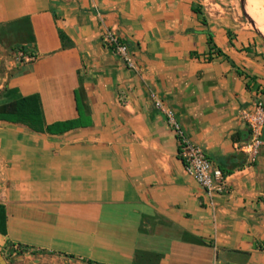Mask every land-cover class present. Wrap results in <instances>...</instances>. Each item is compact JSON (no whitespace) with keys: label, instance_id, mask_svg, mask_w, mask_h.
<instances>
[{"label":"crops","instance_id":"obj_1","mask_svg":"<svg viewBox=\"0 0 264 264\" xmlns=\"http://www.w3.org/2000/svg\"><path fill=\"white\" fill-rule=\"evenodd\" d=\"M255 2L0 0V105L35 94L42 129L0 119L9 264H264V127L254 160L240 149L242 110L264 106ZM152 94L221 191L185 169Z\"/></svg>","mask_w":264,"mask_h":264},{"label":"built area","instance_id":"obj_2","mask_svg":"<svg viewBox=\"0 0 264 264\" xmlns=\"http://www.w3.org/2000/svg\"><path fill=\"white\" fill-rule=\"evenodd\" d=\"M104 38L108 46L118 53L128 66H133V62L127 56L125 46L120 43L114 33L108 31L104 35ZM152 98L154 99L156 107L161 111L167 124L176 136L177 154L183 162L185 169L194 176L198 184L208 193L211 194L214 191H221L226 185V176L222 169L211 161L199 143L191 140L186 134L181 123L177 120L173 109L166 105L156 94H152ZM241 115L248 124L250 137L240 146V149L251 160H254L262 144L264 106L261 101H256L251 109L242 110Z\"/></svg>","mask_w":264,"mask_h":264},{"label":"trees","instance_id":"obj_3","mask_svg":"<svg viewBox=\"0 0 264 264\" xmlns=\"http://www.w3.org/2000/svg\"><path fill=\"white\" fill-rule=\"evenodd\" d=\"M0 119L22 122L30 128L41 131L39 127L41 123L40 109L35 94L20 96L0 105ZM67 129V128H66ZM3 211V206L0 205ZM1 220L4 221V213Z\"/></svg>","mask_w":264,"mask_h":264},{"label":"water","instance_id":"obj_4","mask_svg":"<svg viewBox=\"0 0 264 264\" xmlns=\"http://www.w3.org/2000/svg\"><path fill=\"white\" fill-rule=\"evenodd\" d=\"M0 264H9L1 251H0Z\"/></svg>","mask_w":264,"mask_h":264},{"label":"rangeland","instance_id":"obj_5","mask_svg":"<svg viewBox=\"0 0 264 264\" xmlns=\"http://www.w3.org/2000/svg\"><path fill=\"white\" fill-rule=\"evenodd\" d=\"M7 259H8V260H7ZM6 260L8 261V263H9V260H10V262L13 261V260L11 259V256H10L9 254L6 255Z\"/></svg>","mask_w":264,"mask_h":264},{"label":"bare ground","instance_id":"obj_6","mask_svg":"<svg viewBox=\"0 0 264 264\" xmlns=\"http://www.w3.org/2000/svg\"><path fill=\"white\" fill-rule=\"evenodd\" d=\"M262 2H263V1H262ZM250 3L253 4V3H256V2H255V0H250ZM253 5H255V4H253ZM261 5H262V4H261ZM263 5H264V4H263ZM256 6H257V5H256ZM251 7H253V6H251ZM261 7H262V6H261ZM261 7H260V8H261ZM254 8H255V7H254Z\"/></svg>","mask_w":264,"mask_h":264}]
</instances>
